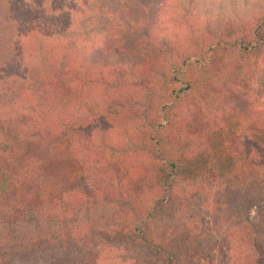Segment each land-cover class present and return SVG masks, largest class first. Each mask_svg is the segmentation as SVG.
Instances as JSON below:
<instances>
[{"label": "trees", "instance_id": "16d2710c", "mask_svg": "<svg viewBox=\"0 0 264 264\" xmlns=\"http://www.w3.org/2000/svg\"><path fill=\"white\" fill-rule=\"evenodd\" d=\"M212 1L202 18L204 0H0V264H87L83 243L152 258L137 264H264V0ZM175 19L191 28L162 39ZM145 132L175 154L149 163ZM221 132L225 160L202 185L184 176Z\"/></svg>", "mask_w": 264, "mask_h": 264}, {"label": "rangeland", "instance_id": "374dc122", "mask_svg": "<svg viewBox=\"0 0 264 264\" xmlns=\"http://www.w3.org/2000/svg\"><path fill=\"white\" fill-rule=\"evenodd\" d=\"M220 2V1H219ZM218 2V3H219ZM213 3L212 0H204L203 3L198 2L197 6H198V10L194 12V16L196 15H201L202 18H204V14L206 12V9L209 8V5ZM226 5H228V3H225ZM159 6V5H158ZM218 6H215L213 8V10H216ZM171 8L177 12V5L176 4H172ZM176 8V10L174 9ZM154 11L153 14L155 15V13L157 12V7L153 8ZM210 9V8H209ZM160 10V6L158 7V11ZM173 11V12H174ZM244 11V8H242L240 11H238V13H241ZM224 14V12L222 13ZM232 13L229 11L227 13V15H231ZM177 18H180V20L182 19L180 16H178ZM185 25V26H184ZM184 25H182L181 23H178L177 20L175 19L174 22H170V24H168L167 26H163L162 27V33L163 36H161L162 39L167 41H171L173 39H180L184 36V34L186 32H188V29L191 28V26H187L185 23ZM200 23H198L196 20L192 22V30H197L199 29ZM186 27V28H185ZM133 51L136 52V50L134 49ZM182 88L181 85L178 84H172L168 86L169 90H176L179 91ZM241 122L238 118L236 117H230L227 120V128L235 133V134H239L240 130H241ZM142 134V133H141ZM166 134L164 133H157V132H145L142 134L141 136V141L142 144L144 145V155H145V159L149 161V163H152L154 160H152L153 157H155L153 150H157L159 152V154H161L162 156H169L170 154H175L174 152H169L168 150V146H162L160 147L161 149H157L156 147H154V143H152V138H163L165 137ZM234 138H229L228 137V133L225 132H221L219 134H217L214 138H213V142L211 143L213 148L212 150H208L205 154V158H200V159H195L193 161V163L190 165V168L185 169V175L188 179H192L193 182H198L197 184H199L200 180H202V178H205L206 175L208 174V170H207V165L212 163V162H216L217 164H219L218 162L220 161V163H222L224 159V154L219 156L221 150H229L230 148H228L227 145H231L233 144ZM207 156V157H206ZM230 167L227 168L223 174L225 172H229ZM228 176V174H227ZM202 185V184H199ZM256 214L255 210L251 211V215L254 216ZM221 245L223 246L221 248L222 250V256H225V254H228V247L223 244V242L221 243ZM88 248V247H87ZM86 248V243L81 244L80 246V250L79 253L81 252L84 256V261L88 262L87 264H137V260L141 261V257L142 254L137 253V251H117V250H113L112 252H102L101 256L97 259H95L96 252L95 251H91L89 249ZM243 248V247H241ZM89 250V251H88ZM61 252H59L58 250H53L51 252H48L46 254H36L32 257H30L29 259H25V260H21L19 262H17L16 264H72L73 262H76L78 264V258L75 256V254L73 252H71L70 254H65L66 257H68L67 259L62 260L61 259ZM218 254V253H217ZM79 256L83 259V256L79 254ZM122 257V258H120ZM94 258V259H93ZM135 258H140V259H135ZM143 260L145 259L147 260H151L152 262V258H150V256H143L142 257ZM122 259V260H121ZM95 261V263H94ZM216 264H220V261L216 262Z\"/></svg>", "mask_w": 264, "mask_h": 264}]
</instances>
